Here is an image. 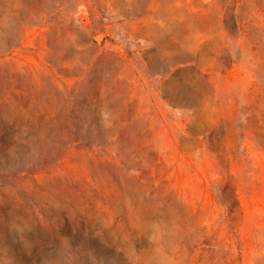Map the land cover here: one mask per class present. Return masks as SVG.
Wrapping results in <instances>:
<instances>
[{
	"label": "rangeland",
	"instance_id": "rangeland-1",
	"mask_svg": "<svg viewBox=\"0 0 264 264\" xmlns=\"http://www.w3.org/2000/svg\"><path fill=\"white\" fill-rule=\"evenodd\" d=\"M0 264H264V0H0Z\"/></svg>",
	"mask_w": 264,
	"mask_h": 264
},
{
	"label": "trees",
	"instance_id": "trees-1",
	"mask_svg": "<svg viewBox=\"0 0 264 264\" xmlns=\"http://www.w3.org/2000/svg\"><path fill=\"white\" fill-rule=\"evenodd\" d=\"M224 203V202H223Z\"/></svg>",
	"mask_w": 264,
	"mask_h": 264
}]
</instances>
